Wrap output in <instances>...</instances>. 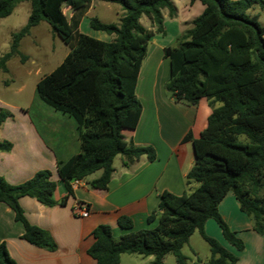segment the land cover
<instances>
[{
    "label": "trees",
    "instance_id": "obj_1",
    "mask_svg": "<svg viewBox=\"0 0 264 264\" xmlns=\"http://www.w3.org/2000/svg\"><path fill=\"white\" fill-rule=\"evenodd\" d=\"M22 1L30 3L28 18L11 34L9 50L0 56V70H8L7 61L18 54L20 40L33 26L41 21L50 25L69 51L37 81L36 92L46 104L75 119L79 151L57 163V175L67 191L60 200L53 198L56 182L51 171L41 169L15 185L0 175V202L23 224L22 239L54 250L50 233L25 218L19 197L30 196L46 206L65 204L73 194V179L100 171L88 184L91 189H106L117 154L123 155L125 166L142 155L150 161L155 158L152 146L135 145L126 140L124 131L135 128L141 113L135 93L137 77L150 37L164 33L161 9L167 8L173 17L176 8L171 0H102L116 3L123 11L119 23L90 17L91 28L112 37L105 41L77 29L91 0H0V18ZM197 1L204 6L202 12L176 46L163 49V55L170 64L165 87L173 99L195 104L205 97L211 107L206 127L192 138L194 164L186 174L187 182L193 180L198 186L180 195L162 191L156 210L147 216L151 222L158 213L152 228L129 230L132 221L124 215L117 224L129 231L118 238L107 224L94 227L87 253L95 264H119L123 253L151 255V264H167L163 257L172 254L177 264H187L181 249L195 230L209 247L205 264H233L237 256L207 235L204 227L207 219H214L224 239L236 250L243 249V241L218 210L228 191L239 209L251 216L252 229L260 234L264 230V25L257 15L247 13L255 4L264 9V0ZM64 7L70 8V17ZM142 15L150 18L154 30L141 24ZM26 58L20 55L21 62ZM7 116L9 112L0 109V125ZM10 146L8 141L0 142V150ZM0 264H17L4 242L0 243Z\"/></svg>",
    "mask_w": 264,
    "mask_h": 264
},
{
    "label": "crops",
    "instance_id": "obj_2",
    "mask_svg": "<svg viewBox=\"0 0 264 264\" xmlns=\"http://www.w3.org/2000/svg\"><path fill=\"white\" fill-rule=\"evenodd\" d=\"M171 1L176 14L170 17L167 8L161 9L164 33L155 32L150 37L139 69L135 88L141 103L138 122L133 130L124 131L126 140L135 145L152 146L155 158L150 161L142 155L125 166L123 155L117 154L118 161H114L116 155L106 189L89 187L88 182L100 175V171L94 172L78 180L65 204L46 206L30 196L19 197L25 218L30 224L50 233L56 244L54 250L32 245L22 239L23 224L15 220L14 212L7 204L0 202V243H5L17 264H95L87 253L94 240V227L107 224L114 238L129 230L152 228L158 222V213L151 222L147 221V216L156 210L162 191L180 195L198 186L193 180L187 182L186 174L194 164L192 138H197L206 127L211 107L205 97L195 104L173 99L165 87L170 78V64L163 55V49L177 45L178 39L192 27V20L202 12L204 6L197 0ZM98 8L104 9L105 13H115L119 20L123 13L116 3L91 0L77 29L86 35L109 41L111 36L86 23L90 17L105 22L97 14ZM63 12L67 17L72 15L69 7H64ZM146 18V24H141L154 30L150 18ZM32 104L23 107L0 98V109L9 112L0 125V142L11 143L8 150H0V175L7 183L15 185L29 179L36 171L47 169L56 182L53 198L58 201L67 191L57 175V163L66 161L79 151L78 125L71 115L52 108L43 100L36 102L34 118L30 111ZM77 203L88 207L87 216L77 215ZM218 210L230 229L243 241L244 247L236 250L230 245L212 218L205 222L206 234L237 256L233 264H264V230L260 234L252 229L251 216L239 209L231 191L219 202ZM120 215L131 219V229H123L117 224ZM186 256L187 264H205L210 256L209 247L205 252L195 249L192 257ZM152 261L151 255L123 253L119 264H151Z\"/></svg>",
    "mask_w": 264,
    "mask_h": 264
},
{
    "label": "rangeland",
    "instance_id": "obj_3",
    "mask_svg": "<svg viewBox=\"0 0 264 264\" xmlns=\"http://www.w3.org/2000/svg\"><path fill=\"white\" fill-rule=\"evenodd\" d=\"M118 7V6H117ZM30 11V3L22 1L18 3L11 14L0 18V56L9 50L11 34L18 31L27 21ZM249 15H257V20L264 25V9L257 4L247 10ZM97 14L105 22L118 23L119 17L115 13H105L102 8L97 9ZM146 16L141 18V23L146 24ZM89 19H86L88 25ZM86 27V26H85ZM89 30L90 27L87 26ZM99 33V32H98ZM103 35L105 33L101 32ZM18 54L7 61V71L0 70V98L11 104L29 106L31 114L36 118V102L42 101L36 92V82L45 74L53 70L69 51L68 46L52 31L46 21H41L33 26L28 35L24 36L19 43ZM20 55L27 56V61L21 62ZM5 82V83H4ZM115 157V163L118 161ZM99 171H96L98 173ZM261 195L264 196V187ZM198 249L205 252L208 249L207 243L195 230L190 241L182 248L184 254L192 257L193 250ZM127 257V256H125ZM167 264H177L172 254L165 256Z\"/></svg>",
    "mask_w": 264,
    "mask_h": 264
},
{
    "label": "built area",
    "instance_id": "obj_4",
    "mask_svg": "<svg viewBox=\"0 0 264 264\" xmlns=\"http://www.w3.org/2000/svg\"><path fill=\"white\" fill-rule=\"evenodd\" d=\"M78 182V179H73L70 181V185L71 187L75 186ZM76 210L75 212H77V215L79 216H87L88 213H89V209L87 206L83 205V204H80V203H77L76 206H75Z\"/></svg>",
    "mask_w": 264,
    "mask_h": 264
}]
</instances>
